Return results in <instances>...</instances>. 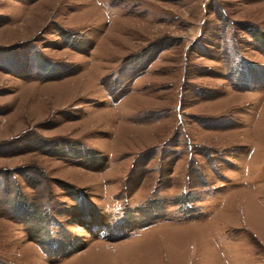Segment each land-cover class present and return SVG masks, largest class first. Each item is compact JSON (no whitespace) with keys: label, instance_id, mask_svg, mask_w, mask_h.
Returning a JSON list of instances; mask_svg holds the SVG:
<instances>
[{"label":"rangeland","instance_id":"374dc122","mask_svg":"<svg viewBox=\"0 0 264 264\" xmlns=\"http://www.w3.org/2000/svg\"><path fill=\"white\" fill-rule=\"evenodd\" d=\"M264 0H0V264H264Z\"/></svg>","mask_w":264,"mask_h":264},{"label":"trees","instance_id":"16d2710c","mask_svg":"<svg viewBox=\"0 0 264 264\" xmlns=\"http://www.w3.org/2000/svg\"><path fill=\"white\" fill-rule=\"evenodd\" d=\"M248 31L252 37L258 38L264 44V34L259 33L258 31H255V30L253 31L248 30Z\"/></svg>","mask_w":264,"mask_h":264}]
</instances>
